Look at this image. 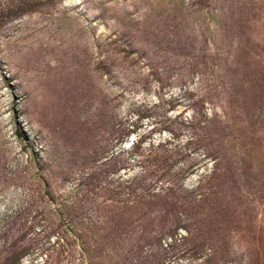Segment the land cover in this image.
Instances as JSON below:
<instances>
[{"label": "rangeland", "instance_id": "rangeland-1", "mask_svg": "<svg viewBox=\"0 0 264 264\" xmlns=\"http://www.w3.org/2000/svg\"><path fill=\"white\" fill-rule=\"evenodd\" d=\"M31 4L0 25V264H158L159 226L134 221L125 187L152 142H169L173 179L206 122L194 162L218 168L215 188L170 196L196 205L173 210L181 252L163 264H264V0ZM67 209L83 218L69 226Z\"/></svg>", "mask_w": 264, "mask_h": 264}, {"label": "trees", "instance_id": "trees-1", "mask_svg": "<svg viewBox=\"0 0 264 264\" xmlns=\"http://www.w3.org/2000/svg\"><path fill=\"white\" fill-rule=\"evenodd\" d=\"M24 4L15 9H8L6 13H0V25L4 22L5 19L17 17L29 12L34 11L35 5L31 4L32 0H23ZM238 96V95H237ZM236 96V97H237ZM230 105L237 102V98L234 96H230ZM209 117V116H208ZM208 119H211L210 117ZM195 126L196 131L190 137L187 144L194 145L195 148L193 150H189L187 157L191 160L189 164L183 165L173 179L167 180L163 182L165 176H167L168 170L171 167L172 158L168 155L165 156L162 153L165 151L166 145L169 144L167 141H158L152 142L148 145L147 149L143 154L139 156L138 165H140V171L135 174L133 179H129L130 184L128 188L131 191V194L134 195L135 200L131 202V206L127 208L130 210H134L136 213V218L134 221L139 224H143L146 222H150L152 224H158L159 231H155L150 237V241L154 243V246L157 248H162L163 255L160 257L158 264H163L166 261L169 255H176L181 252L180 245L183 237L178 238L175 235H172L173 227H176L177 224L182 222V219L177 213L174 214L173 210L175 208H185L192 207L196 205V200L194 199H179L171 200L170 196L177 191L185 192L188 195L196 194L197 196H204L209 194L210 190L215 188V185L212 183L217 180V167H212V169L208 171H200V164L198 162H194L198 157L196 150L199 149V145L202 139L209 136L208 130V122L206 123H192ZM198 126V127H197ZM199 128V129H197ZM132 146V145H131ZM122 152L112 153L109 155L107 152L103 155L105 158L104 162L101 164L105 169L101 172L104 178H107L113 173H119L123 168V164L125 160L122 158ZM208 155L205 154L204 158H207ZM122 158V159H121ZM214 166V164H213ZM108 168V169H106ZM197 174L199 175L196 183L192 186L180 185L179 182L182 178L188 177L190 175ZM95 178L94 175L91 176V179ZM162 185L163 187H160ZM123 187V185H122ZM96 210V214H98ZM153 211V213H152ZM152 213V215H151ZM157 213V214H156ZM172 213V216H170ZM66 219L69 226L74 225L76 223V219H82L83 212L75 211L74 209H67L65 212ZM100 218V215H99ZM129 218L126 217V211L123 209L121 212H117L115 215L111 216V222L117 226L123 225L125 221ZM157 222V223H156ZM175 225V226H174ZM64 235L59 238V242H64ZM146 236L140 238V242L144 241ZM165 239H169V242L165 241ZM165 241V247L162 245V241ZM146 242V241H145ZM144 242V243H145ZM139 249L143 246L139 245ZM84 247V246H83ZM86 249L83 248L82 253H85ZM126 255V253H125ZM124 255V256H125Z\"/></svg>", "mask_w": 264, "mask_h": 264}]
</instances>
